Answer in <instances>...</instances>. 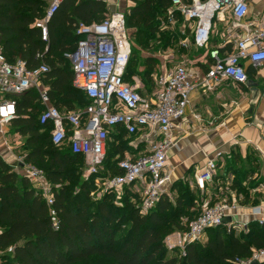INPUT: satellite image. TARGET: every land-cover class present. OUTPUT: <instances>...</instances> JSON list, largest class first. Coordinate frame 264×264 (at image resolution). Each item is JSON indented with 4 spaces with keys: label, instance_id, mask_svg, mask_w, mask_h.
I'll list each match as a JSON object with an SVG mask.
<instances>
[{
    "label": "built area",
    "instance_id": "built-area-1",
    "mask_svg": "<svg viewBox=\"0 0 264 264\" xmlns=\"http://www.w3.org/2000/svg\"><path fill=\"white\" fill-rule=\"evenodd\" d=\"M62 0H52L45 16L33 25L41 30L42 39L49 41V23L58 12ZM247 0H171L165 29L177 25V16L183 19L184 31L192 34L191 42L199 51L207 52L209 69L204 80L197 85L188 62L173 69H164L152 75L154 92L150 99L142 95L140 82L125 81L133 55L134 43L127 27V13L116 10L102 22L80 23L77 26L79 40L73 52L66 54L73 70L72 85L85 94L88 105L74 112H62L53 105L46 75L50 68L42 64L29 69L23 61L11 63L0 48V135L18 116L17 103L13 97L28 91H36L42 106L39 123L48 128L51 142L56 148L68 146L74 155L84 159L86 177L103 174L107 156V143L113 131L124 127L128 136L156 132L147 154L136 159L119 161L122 174L106 177L109 189L123 191L140 186V212L147 215L163 197L172 198L173 179L170 170L169 150L175 145V123L182 120L197 88L214 91L225 81L245 85L249 81L246 68L250 64L259 68L264 64V12L257 21L247 20ZM230 24L228 43L232 51L212 48L211 43L217 23ZM186 42L181 44L186 48ZM43 60L44 54H38ZM151 132V133H150ZM9 149V148H8ZM23 173L43 192L52 227L60 229L58 213L54 208V195L42 170L26 163V157L18 159ZM218 160L210 159L196 177L197 186L204 191L215 185ZM264 197V181L256 189ZM240 201L226 200L205 204L201 214L188 222L185 230L168 235L165 248L170 253L186 254L188 246L202 243L207 231L226 227L237 237L248 234L249 223L239 221ZM256 222L264 227V211L260 206L251 208ZM230 218L228 224L224 220ZM10 252L13 248L9 249ZM264 263V248L252 249L251 257L235 258L228 264Z\"/></svg>",
    "mask_w": 264,
    "mask_h": 264
},
{
    "label": "trees",
    "instance_id": "trees-1",
    "mask_svg": "<svg viewBox=\"0 0 264 264\" xmlns=\"http://www.w3.org/2000/svg\"><path fill=\"white\" fill-rule=\"evenodd\" d=\"M48 1L0 0V48L11 63L23 61L29 69L47 64L50 71L46 82L53 105L62 112H74L89 103L85 94L73 87V70L65 55L76 48L77 26L102 22L109 9L103 0H63L50 20V45L47 46L42 41L41 30L33 25L45 16ZM129 1L134 3L131 14L137 30L135 38H155L162 31L163 23L154 24V18L161 15L162 22H166L171 0ZM177 19L183 23L181 17ZM129 20L127 14L128 28ZM172 35L175 37L178 33ZM170 40V35H165L163 50L168 48ZM38 54H44L45 58L38 59ZM134 54L135 43L125 76L127 82H133V77L141 74L133 68L137 60ZM155 64V58H147L144 64L143 75L152 82ZM19 96L18 116L12 126L26 138V163L42 170L53 187L60 229L52 227L50 208L43 193L28 177L0 159V252L5 254L2 264H91L96 258L112 264H228L235 258L251 257L252 249L264 248V227L252 222L247 235L237 237L224 226L210 229L207 243L188 246L185 255H171L165 248V238L185 230L188 222L201 214L200 207L196 206L197 195L189 184L175 183L172 187L177 195L175 200L161 198L147 215L140 212L137 194L127 197L122 210L113 206L110 197L91 203L92 184L80 181L79 177L78 162L84 164L83 157L74 155L67 146L59 149L52 144L49 129L39 123L42 106L36 91ZM118 163H105V172L100 176L122 174ZM252 184L250 190L255 188ZM57 185L59 189H55ZM78 186L81 192L74 194ZM249 198L247 195L243 205L249 203ZM182 217L189 218L186 225ZM125 227H129L127 232L118 237ZM10 248H13L12 254L7 253Z\"/></svg>",
    "mask_w": 264,
    "mask_h": 264
},
{
    "label": "crops",
    "instance_id": "crops-1",
    "mask_svg": "<svg viewBox=\"0 0 264 264\" xmlns=\"http://www.w3.org/2000/svg\"><path fill=\"white\" fill-rule=\"evenodd\" d=\"M103 1L107 4L110 12L123 11L124 6L133 7L127 5L130 2L129 0ZM247 1L249 4L247 20H259L264 12V0ZM229 33L230 24L217 23L216 32L211 43L212 48L220 47L223 53L232 51L233 45L228 43ZM43 43L47 46L50 45V31L49 41H43ZM195 60L184 61L188 62L193 73L194 82L200 85L207 74L209 64L204 57L196 58ZM161 65H164L162 61ZM246 68L249 74V81L245 85L225 81L214 91H206L202 85L193 91L185 117L174 124L173 139L175 145L168 153L173 185L179 181L188 183L198 196L196 206L200 207L201 210L204 209L206 203L213 199L212 194H209L208 190L211 189L212 192L217 187V183H215L213 187H208L202 191L197 186L196 177L210 159L217 158L218 170H220L219 164L224 161L243 166H246L245 164L253 166L256 161H260L262 165L264 163V64L259 68H254L247 64ZM164 69L165 67H162L155 73H160ZM138 77L137 75L133 79L136 78L138 80ZM131 83H134V81ZM144 91V88L141 89L143 96H145ZM19 97H15L16 101ZM12 125L13 122L6 127V133L0 135V139H3L6 147L5 151L0 150V159L13 167L17 173L24 174L18 159L26 157V138L16 132ZM111 135L116 136V146L125 159H136L148 153L150 143L153 141L156 132L151 134L145 132L132 137L127 135L124 127L119 126ZM132 138H134V141L130 142ZM254 158L255 162L253 161ZM14 161L16 164H12ZM258 177L260 179L257 180ZM262 179L264 180V169L256 172L253 177L250 176L247 181L250 183L257 181V186V184L262 183ZM37 188L39 189L38 186ZM135 188L140 189V186ZM256 189L252 188V190L249 189L246 192L250 197L248 199L249 203L247 205H243V203L241 205L242 209L238 211L239 221L242 223L250 224L256 222V217L253 216L251 211L252 207L260 206L264 211V197L262 195L257 196L260 193H257ZM39 191L41 190L39 189ZM135 193L138 194L137 192ZM233 193L235 192H229L231 196ZM176 196V192H172L171 200L174 201ZM234 200L238 199L234 198ZM181 220L188 222L189 218L182 217ZM7 253L12 254L13 251L10 252L8 249ZM3 255L5 254L0 252V264L3 263Z\"/></svg>",
    "mask_w": 264,
    "mask_h": 264
},
{
    "label": "rangeland",
    "instance_id": "rangeland-1",
    "mask_svg": "<svg viewBox=\"0 0 264 264\" xmlns=\"http://www.w3.org/2000/svg\"><path fill=\"white\" fill-rule=\"evenodd\" d=\"M129 3H127V5H130V6L134 5V3L132 2H129ZM50 4H51V0L48 1V7ZM124 7H123L124 8L123 11H125L130 16L129 29L132 35V40L135 43V54L134 55H135V60L136 59L137 60L134 63L133 68L137 69V72L139 71L138 73H141L138 75L139 77L137 79L140 82L141 86L145 89L144 92H145V97L147 99H149L154 92L153 82L151 81L150 78L144 77L143 75V73L145 72L144 64L147 58L156 59L154 72L159 71L162 67H165V69H168V70L173 69L176 65L180 64L184 60L194 59V61H196L195 60L196 58H200V57L206 58L207 52L199 51L193 46L191 42L192 34L189 31H186V33L183 34L182 31H184V24L179 21L176 27L169 28V29L161 28L162 31L157 33L155 38L153 39L141 38L139 40L135 38L137 30L135 27V20L132 18L134 16L133 14H131V8H128V6H124ZM108 13H111L110 10ZM162 21H163V17L161 15H156L153 23L160 25L161 23H163ZM162 27H163V24H162ZM175 32L178 33V35H176L175 37L173 35L171 36V34ZM165 35H170L171 40L168 45V48L163 50L162 46H163ZM184 42H186L188 46L186 48L184 47L183 49H185V51L182 52L180 50L181 49L180 47H181V44ZM140 43H142L141 46L139 45ZM161 61L164 63L163 66L161 65ZM131 141H134V138H132L130 142ZM11 143L13 144V142ZM5 148L6 147L4 145L3 139H0V150L5 151ZM119 152L120 151L118 147L116 146L115 136H112L110 140L108 141V149H107V156H106L105 163H107V165H111V164L114 165L118 161L119 158L125 159V157ZM253 161L254 162L256 161L255 158ZM105 163L104 165H106ZM12 164H16L15 161ZM84 165L85 163L83 164L81 161L78 162V168L80 172L79 177H80V181L91 182L92 184V187L89 190L91 203L96 204L99 201L103 200L104 197H110L113 206L118 210H122L123 207L125 206V203L127 202L128 196H131L132 194L135 195L136 194L135 192H137L138 193L137 195L139 196L138 188L133 187V188H126L123 191H115L107 187L106 178L100 175L87 178L84 173ZM245 165L246 166L238 165L237 163H232L229 161L227 162L224 161L223 163L219 164L220 170H218L216 178H215V183H217L216 184L217 187L212 192H211V189L208 190L209 194H212L213 196V203L214 202L216 203L217 201H223V200H226L228 202L229 201L234 202V198L238 199V201L242 200L239 202L240 205L246 201V197H247L246 195H249V194L239 193L237 189L243 192H246L249 189V185L251 184L249 181H247L248 180L247 178L251 174H252L251 176L253 177L256 172H259L261 169H264V166H263L264 163L262 165L260 161L259 162L256 161L253 166H249V164H245ZM104 172L105 170L102 171L103 174ZM258 179L260 178L258 177L257 180ZM263 181L264 180L262 179V182ZM256 182H254L252 186L255 187ZM33 185L37 187L38 183H34ZM49 185L51 188H53L50 183ZM239 185L241 187H239ZM258 186L259 185H257L255 188H258ZM59 188L60 186L57 185L55 189H59ZM74 189H75L74 194L81 192V188L79 186L75 187ZM230 191H234L235 193H233V195L231 196V194H229ZM256 192L260 193L257 190ZM261 195L262 194L260 193L257 196H261ZM131 201L133 202V199ZM182 223L183 225L187 224V222H183V221ZM128 229L129 227H125L118 234V237L123 236L127 232ZM202 243L203 244L207 243V238L206 240H203ZM170 254L175 255V252L170 253ZM94 260L95 261L92 260L93 262L91 264H112L110 262L104 261L103 259L96 258Z\"/></svg>",
    "mask_w": 264,
    "mask_h": 264
},
{
    "label": "water",
    "instance_id": "water-1",
    "mask_svg": "<svg viewBox=\"0 0 264 264\" xmlns=\"http://www.w3.org/2000/svg\"><path fill=\"white\" fill-rule=\"evenodd\" d=\"M230 221H231L230 218H226V219L224 220V224L226 225V224H228ZM253 264H259V263H258V262H254Z\"/></svg>",
    "mask_w": 264,
    "mask_h": 264
}]
</instances>
